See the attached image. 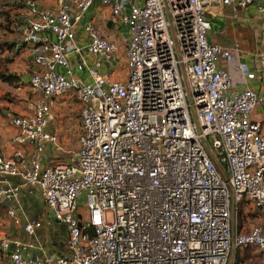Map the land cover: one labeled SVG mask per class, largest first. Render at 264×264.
Listing matches in <instances>:
<instances>
[{"label":"built area","instance_id":"obj_1","mask_svg":"<svg viewBox=\"0 0 264 264\" xmlns=\"http://www.w3.org/2000/svg\"><path fill=\"white\" fill-rule=\"evenodd\" d=\"M263 1L101 0L122 28L123 75L113 69L86 82L76 67L117 64V44L91 20L82 25L86 44L76 43L93 0H55L53 9L19 0L28 13L12 50H31L32 97L9 115L16 133L11 155L0 152V176L37 191L68 239L63 252L45 248L41 221L17 216L19 186L0 185V203L15 204L7 216L33 236L24 245L0 230V248L13 246L9 264H264V227L239 223L264 211V132L252 118L264 84L238 89L216 63L234 54L208 40L210 16ZM256 69L264 70V46ZM236 71L245 82L257 72L245 63ZM61 98L78 102L73 149L50 129L51 101ZM47 142L53 154L43 162ZM35 244L39 255L22 254Z\"/></svg>","mask_w":264,"mask_h":264},{"label":"crops","instance_id":"obj_2","mask_svg":"<svg viewBox=\"0 0 264 264\" xmlns=\"http://www.w3.org/2000/svg\"><path fill=\"white\" fill-rule=\"evenodd\" d=\"M36 2L40 7L52 9L55 7V0H36ZM0 4L4 7V9L0 8V10H3V13L0 14V69L5 67L8 73L16 75L12 84L0 80L3 91L8 92L10 95L8 100L0 101V105H2L0 108V152L11 155L13 149L8 144L7 139L10 135L16 133V129L10 124L9 115L24 111L28 99L27 94L31 93L27 80L33 65L30 48L22 46L16 54H13L16 51L7 47V43H13L16 38L14 26L27 17V8L19 0H0ZM260 6L264 7V1L261 3L253 2L236 10L230 6H225L220 13L209 17L211 28L208 33V40L221 47L228 48L234 54L233 61L218 57L216 63L230 71L233 83L238 89H243L245 86L259 89L264 84V70L258 71L256 69L257 52L264 46V12H259ZM4 18L7 20L4 21ZM89 20L98 27L104 37L113 38L118 35V33H114L113 28L115 26H117L116 30L122 31L119 24L112 22L109 7L102 5L101 0H93L92 5L75 27V40L79 46L86 44L87 38L82 25ZM122 33H120V36ZM71 57L75 66L80 63L77 55L73 54ZM237 63H245L250 68L255 69L257 71L256 77L245 82L236 71ZM89 68L90 64L87 63L82 69L76 67L74 73L86 82L91 81L92 75L97 73H107L110 77L114 76L113 67L107 63L101 68L92 69L91 71H89ZM65 102L66 100L62 98L53 99L49 114L50 129L56 132L60 139H62L61 130L63 129L61 117H64V114L59 111L53 112V108L57 107L56 109H59ZM252 118L261 122L262 131L264 132V103L254 109ZM52 154V145L47 142L42 161H50ZM0 185L19 186L18 204L20 209L17 211V216L20 222H24L26 218H38L42 225L36 230V234L40 237L45 248L56 253L63 252L68 239L67 230L55 221L46 210L38 192L33 188L22 185V180L17 176H0ZM11 205L15 204L9 199H4L0 203V230H4L9 237L20 240L24 245H27L32 242L33 236L27 234L20 225L15 224L9 217H6V209ZM65 234L67 237H64ZM48 240L51 241L50 246L47 245ZM12 250L13 246H10L6 251L0 248V264H9V253ZM22 254L27 257H35L40 254V250L35 244L33 247L27 246L23 249Z\"/></svg>","mask_w":264,"mask_h":264},{"label":"rangeland","instance_id":"obj_3","mask_svg":"<svg viewBox=\"0 0 264 264\" xmlns=\"http://www.w3.org/2000/svg\"><path fill=\"white\" fill-rule=\"evenodd\" d=\"M0 8L4 9L2 7V4H0ZM1 25V23H0ZM117 26L113 28L114 33H118V35L114 36L113 38L105 37L109 40L114 41L117 44V54L115 56V60L117 64H114L113 69L118 70V73H121L123 75V52H124V46L122 42V36H120L121 30H116ZM1 39V37H0ZM1 66V64H0ZM10 97L9 93L6 91H3L2 86L0 85V101L8 100ZM27 97H32V93H28ZM62 101V100H61ZM2 105H0V108ZM59 107V106H58ZM57 107L53 108V112L59 111L60 113L64 114V117H61L63 129L61 130V136L62 139L59 138L60 143L67 149H73L76 147L77 137L81 132L80 129V123H79V107L78 102L76 100H66L63 105L59 107V109H56ZM5 213V212H4ZM6 214V213H5ZM6 217H8L6 215ZM243 221L239 222L245 227V230L249 229L252 225H262L264 227V211H251L246 216L243 217ZM51 241H47V245L50 246ZM262 258H257L256 261H260Z\"/></svg>","mask_w":264,"mask_h":264},{"label":"trees","instance_id":"obj_4","mask_svg":"<svg viewBox=\"0 0 264 264\" xmlns=\"http://www.w3.org/2000/svg\"><path fill=\"white\" fill-rule=\"evenodd\" d=\"M3 13V10H0V14H2ZM7 19L6 18H4V21H6ZM4 24H6V23H4ZM3 24V25H4ZM7 47L9 48V49H11L12 48V43H7ZM21 49V48H20ZM20 49H18L17 51H19ZM17 51L16 52H14L13 54H16L17 53ZM12 54V55H13ZM11 57V56H10ZM9 59V58H8ZM4 66V65H3ZM2 66V67H3ZM15 78H16V75H14L13 73H8L7 72V70L5 69V67H3L2 69H0V80H2V81H7V82H9V83H13V81L15 80ZM257 212V211H256ZM250 213H251V211H250ZM249 253H250V251L249 250H245V251H243L242 252V254L241 255H239L238 256V258H239V263H242V261H244L246 258H247V256L249 255Z\"/></svg>","mask_w":264,"mask_h":264},{"label":"flooded vegetation","instance_id":"obj_5","mask_svg":"<svg viewBox=\"0 0 264 264\" xmlns=\"http://www.w3.org/2000/svg\"><path fill=\"white\" fill-rule=\"evenodd\" d=\"M64 237H67V235L65 234Z\"/></svg>","mask_w":264,"mask_h":264}]
</instances>
